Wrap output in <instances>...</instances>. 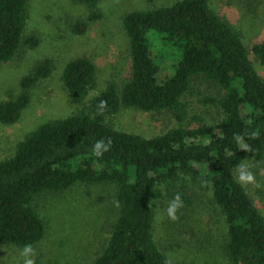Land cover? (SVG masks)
Segmentation results:
<instances>
[{
	"label": "trees",
	"instance_id": "obj_1",
	"mask_svg": "<svg viewBox=\"0 0 264 264\" xmlns=\"http://www.w3.org/2000/svg\"><path fill=\"white\" fill-rule=\"evenodd\" d=\"M72 1L92 10L91 21L102 18V0ZM28 17L29 0H0V66L25 46L38 45L37 38L24 36ZM122 22L131 58L127 81L121 87L110 82L77 112L41 124L0 161V241L25 248L45 239L47 226L35 205L39 196L77 184H114L118 218L91 264H198L175 262L155 238L157 202L179 195L191 205L185 189L193 185L211 193L224 218L229 264H264V215L235 173L246 161L264 163V79L241 34L209 0L133 10ZM87 28L79 23L75 32ZM252 51L264 67V40ZM170 56L173 70L162 81L158 75ZM52 72L46 60L26 76L20 95L0 103V123L19 121L32 89ZM96 81L97 67L86 56L70 60L62 73L78 104ZM200 82L217 88L218 97L208 94L204 101L216 106L218 120L185 126L187 96ZM122 108L170 111L180 125L154 137L121 131L109 119ZM98 141L103 144L96 149ZM178 184L184 190L177 191Z\"/></svg>",
	"mask_w": 264,
	"mask_h": 264
},
{
	"label": "rangeland",
	"instance_id": "obj_2",
	"mask_svg": "<svg viewBox=\"0 0 264 264\" xmlns=\"http://www.w3.org/2000/svg\"><path fill=\"white\" fill-rule=\"evenodd\" d=\"M179 0H102V18L91 21L92 10L72 0H29L26 38L38 39L36 47L25 46L11 61L0 66V103L17 98L22 80L38 65L51 62L52 75L32 89V99L14 124L0 123V161L14 155L18 144L41 124L64 118L99 95L110 82L121 87L131 73L129 40L123 17L137 9L171 5ZM212 9L234 27L244 40L250 59L264 79L261 65L252 47L264 40V0H209ZM79 23H87L85 33L75 32ZM151 38L155 40L153 32ZM89 57L97 67V81L83 104H78L63 85L66 64L77 57ZM173 56L162 64L158 75L165 80L172 73ZM208 94L217 96L214 85L200 82L187 96L189 116L183 125L197 127L199 119L213 124L218 120L216 106L204 101ZM109 122L113 127L145 137L161 135L180 125L170 111L144 112L122 108ZM251 173L252 182L243 183L248 194L264 215V163L253 160L240 165L235 173ZM182 191L183 186H177ZM175 191V190H174ZM192 204L182 202L176 219L167 215L175 199L167 195L157 202L155 238L177 263L229 264L225 253L227 226L213 202L211 193L200 187H186ZM46 226L45 239L32 247L28 257L34 264H91L106 248L118 218L117 188L114 184H77L63 193H45L35 202ZM22 247L0 241V264H24Z\"/></svg>",
	"mask_w": 264,
	"mask_h": 264
},
{
	"label": "clouds",
	"instance_id": "obj_3",
	"mask_svg": "<svg viewBox=\"0 0 264 264\" xmlns=\"http://www.w3.org/2000/svg\"><path fill=\"white\" fill-rule=\"evenodd\" d=\"M103 142L102 141H98L95 144V148L99 149L102 146ZM95 154L98 155V152H96L94 150ZM253 176L251 173H247L245 171H242L240 174V182L243 183H247V182H252L253 181ZM182 206V202L180 199V196L177 195L175 197V199L170 203L168 209H167V215L171 218V219H176V211L178 208H180ZM33 254V249L32 247L29 246H25V248L23 249V253L22 255L25 257L24 259V264H34V261L28 257H30Z\"/></svg>",
	"mask_w": 264,
	"mask_h": 264
}]
</instances>
